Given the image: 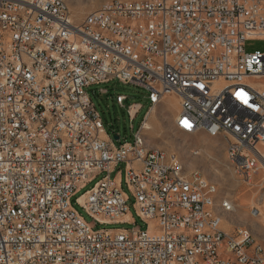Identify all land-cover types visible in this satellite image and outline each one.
I'll return each mask as SVG.
<instances>
[{"label": "built area", "instance_id": "obj_1", "mask_svg": "<svg viewBox=\"0 0 264 264\" xmlns=\"http://www.w3.org/2000/svg\"><path fill=\"white\" fill-rule=\"evenodd\" d=\"M248 39L264 41V0H110L79 22L64 0H0V264H264V239L221 228L215 184L142 131L174 94L176 129L214 130L247 181L264 169V45ZM113 79L149 101L118 145L85 89ZM101 172L74 200L88 223L71 197ZM129 196L150 227H95L134 224Z\"/></svg>", "mask_w": 264, "mask_h": 264}, {"label": "rangeland", "instance_id": "obj_2", "mask_svg": "<svg viewBox=\"0 0 264 264\" xmlns=\"http://www.w3.org/2000/svg\"><path fill=\"white\" fill-rule=\"evenodd\" d=\"M110 0H65L70 16L74 22H79L83 17L101 4ZM264 41L262 39H248L244 42V50L253 52L262 50ZM90 99L98 112L105 132L110 136L115 145L123 141H132L141 120L145 118V112L149 106L147 98L148 91L131 83H122L117 79L105 83L93 84L85 88ZM105 89L106 93L100 92ZM123 94L127 99L120 106L115 102V95ZM168 95V94H166ZM139 103L141 108L133 119L127 112L126 105ZM156 125L152 132H143L148 147L161 149L173 154L178 158L184 171H199L216 186L214 196V208L221 214L220 226L228 232H233L238 227L249 228L256 240L264 239V172L251 175L247 181L238 175L226 157V142L223 137L210 136L203 131L187 132L178 130L170 116L177 112L175 106L164 96L160 104L154 108ZM175 117V116H174ZM146 119V118H145ZM118 138L115 139L114 136ZM123 163L117 164L111 176H123ZM101 172L94 176L89 182L79 189L71 197L72 207L88 222L92 223L84 210L75 203L85 190L90 189L94 183L103 176ZM122 191L128 192L126 185L121 184ZM227 200L232 204L230 210L224 209L221 202ZM128 211L134 216V224L130 222L95 225L96 228H127L139 227L144 229L152 224L142 221L134 215L132 206L133 198L127 200ZM260 213L252 215L251 210ZM262 215V216H261ZM263 217V218H262ZM263 221V222H262Z\"/></svg>", "mask_w": 264, "mask_h": 264}, {"label": "bare ground", "instance_id": "obj_3", "mask_svg": "<svg viewBox=\"0 0 264 264\" xmlns=\"http://www.w3.org/2000/svg\"><path fill=\"white\" fill-rule=\"evenodd\" d=\"M65 1V0H64ZM166 99L169 101V103L173 104L176 108V110H178V98L174 95V94H168L165 95ZM210 104H217V97H210ZM174 124L177 127V117H174ZM156 125V115L154 112V108L150 109V111L147 114L146 119L143 122V126H142V131L143 132H152V130H154V126ZM183 131H187V132H197V129H181ZM199 131H203L205 133H207L210 136H219L216 135V132L214 130H209V129H199ZM180 164V163H179ZM258 172H264V169H259ZM204 179L207 182H211L208 178H206L204 176ZM221 204H223V201L221 202ZM224 209L230 210V208H228V206H222ZM233 208V206H232ZM259 211V210H258ZM257 211V209H255V213L251 210L252 215H259L260 213ZM262 216V215H261ZM124 217H127V215H125ZM263 218V217H262ZM264 221V220H263ZM262 221V222H263ZM223 222V221H221ZM236 229H244V227H238ZM247 238L248 239H255L254 236L252 235V232L250 230L247 231Z\"/></svg>", "mask_w": 264, "mask_h": 264}, {"label": "snow or ice", "instance_id": "obj_4", "mask_svg": "<svg viewBox=\"0 0 264 264\" xmlns=\"http://www.w3.org/2000/svg\"><path fill=\"white\" fill-rule=\"evenodd\" d=\"M238 95H242V94L241 93H238ZM183 124H184L185 127H190L191 126L190 124H188L187 121H184Z\"/></svg>", "mask_w": 264, "mask_h": 264}, {"label": "crops", "instance_id": "obj_5", "mask_svg": "<svg viewBox=\"0 0 264 264\" xmlns=\"http://www.w3.org/2000/svg\"><path fill=\"white\" fill-rule=\"evenodd\" d=\"M147 117V116H146ZM170 120L172 121V123L174 122V116H170ZM132 216V214H130ZM133 219V216H132Z\"/></svg>", "mask_w": 264, "mask_h": 264}, {"label": "water", "instance_id": "obj_6", "mask_svg": "<svg viewBox=\"0 0 264 264\" xmlns=\"http://www.w3.org/2000/svg\"><path fill=\"white\" fill-rule=\"evenodd\" d=\"M114 138H115V139H117V138H118V136H117V135H115V136H114Z\"/></svg>", "mask_w": 264, "mask_h": 264}]
</instances>
